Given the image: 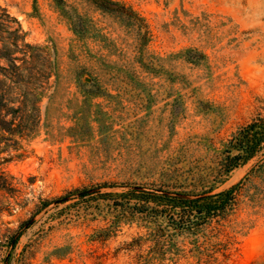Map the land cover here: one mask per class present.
Instances as JSON below:
<instances>
[{"label":"rangeland","instance_id":"rangeland-1","mask_svg":"<svg viewBox=\"0 0 264 264\" xmlns=\"http://www.w3.org/2000/svg\"><path fill=\"white\" fill-rule=\"evenodd\" d=\"M251 124L264 0H0V264H264ZM232 187L192 236L129 200Z\"/></svg>","mask_w":264,"mask_h":264},{"label":"trees","instance_id":"trees-1","mask_svg":"<svg viewBox=\"0 0 264 264\" xmlns=\"http://www.w3.org/2000/svg\"><path fill=\"white\" fill-rule=\"evenodd\" d=\"M108 5L107 2L100 1L99 6L112 10ZM256 126V124L248 125L237 133L236 145L247 155L244 159H240L239 156L233 157V163L228 171L236 168L240 160L246 161L251 157L264 138V133L257 137V133L253 131ZM233 189L232 187L215 194L212 193L213 189L197 194L138 191L133 192L129 200H134L135 206L149 211L155 218L164 217L175 234L186 233L192 236L199 234V230L207 222L226 215L231 207Z\"/></svg>","mask_w":264,"mask_h":264}]
</instances>
